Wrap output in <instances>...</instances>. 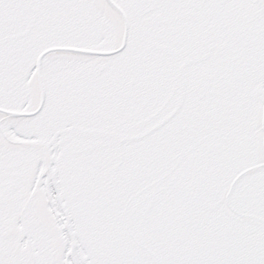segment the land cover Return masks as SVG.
<instances>
[{
  "label": "snow or ice",
  "instance_id": "snow-or-ice-1",
  "mask_svg": "<svg viewBox=\"0 0 264 264\" xmlns=\"http://www.w3.org/2000/svg\"><path fill=\"white\" fill-rule=\"evenodd\" d=\"M0 264H264V0H0Z\"/></svg>",
  "mask_w": 264,
  "mask_h": 264
}]
</instances>
